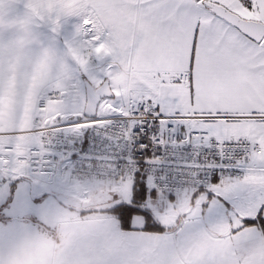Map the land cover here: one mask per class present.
Segmentation results:
<instances>
[{
  "label": "snow or ice",
  "instance_id": "snow-or-ice-1",
  "mask_svg": "<svg viewBox=\"0 0 264 264\" xmlns=\"http://www.w3.org/2000/svg\"><path fill=\"white\" fill-rule=\"evenodd\" d=\"M61 125L108 151L0 264H264V0H0V170Z\"/></svg>",
  "mask_w": 264,
  "mask_h": 264
},
{
  "label": "rangeland",
  "instance_id": "rangeland-1",
  "mask_svg": "<svg viewBox=\"0 0 264 264\" xmlns=\"http://www.w3.org/2000/svg\"><path fill=\"white\" fill-rule=\"evenodd\" d=\"M19 177L25 179H16ZM75 185L66 176L59 178L58 183L49 182L42 175L31 174L28 167L20 175L0 170V255L6 258L12 247L27 239L55 236L43 231L53 223L56 211L64 203L53 194L40 198L33 195L52 191L66 203ZM51 229L55 233L54 228ZM37 232L39 234L34 235Z\"/></svg>",
  "mask_w": 264,
  "mask_h": 264
},
{
  "label": "built area",
  "instance_id": "built-area-1",
  "mask_svg": "<svg viewBox=\"0 0 264 264\" xmlns=\"http://www.w3.org/2000/svg\"><path fill=\"white\" fill-rule=\"evenodd\" d=\"M107 142L100 130L87 128L74 132L61 125L46 138L43 156H32L28 162L31 174L42 175L58 183L64 176L75 184L90 180L101 164L99 156L107 153Z\"/></svg>",
  "mask_w": 264,
  "mask_h": 264
},
{
  "label": "crops",
  "instance_id": "crops-1",
  "mask_svg": "<svg viewBox=\"0 0 264 264\" xmlns=\"http://www.w3.org/2000/svg\"><path fill=\"white\" fill-rule=\"evenodd\" d=\"M68 35H69V31H68V28L66 27L64 29L63 35L50 36L49 39L52 42L53 47H59V46H61L63 40L68 37Z\"/></svg>",
  "mask_w": 264,
  "mask_h": 264
},
{
  "label": "water",
  "instance_id": "water-1",
  "mask_svg": "<svg viewBox=\"0 0 264 264\" xmlns=\"http://www.w3.org/2000/svg\"><path fill=\"white\" fill-rule=\"evenodd\" d=\"M25 179L24 177H19V178H16V179ZM15 179V180H16ZM31 185H32V190H31V192H32V194H33V183L31 182ZM44 194H53V195H55L56 197H58L59 199H60V201H62V203H64L65 204V202L63 201V200H61V198L59 197V195L57 194V193H55V192H52V191H46V192H43V193H40V194H38V195H33V197L34 198H40L41 196H43Z\"/></svg>",
  "mask_w": 264,
  "mask_h": 264
},
{
  "label": "clouds",
  "instance_id": "clouds-1",
  "mask_svg": "<svg viewBox=\"0 0 264 264\" xmlns=\"http://www.w3.org/2000/svg\"><path fill=\"white\" fill-rule=\"evenodd\" d=\"M43 232L55 235L54 231L50 227H47ZM38 234L39 232L35 233L34 235H38Z\"/></svg>",
  "mask_w": 264,
  "mask_h": 264
}]
</instances>
